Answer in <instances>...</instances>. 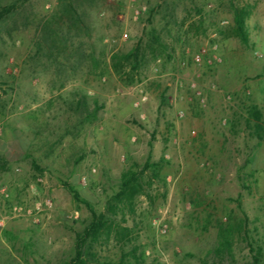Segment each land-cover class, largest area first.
<instances>
[{"label": "rangeland", "instance_id": "374dc122", "mask_svg": "<svg viewBox=\"0 0 264 264\" xmlns=\"http://www.w3.org/2000/svg\"><path fill=\"white\" fill-rule=\"evenodd\" d=\"M57 3L0 0L15 5L0 22V154L8 162L0 190L10 195L0 201V215L16 202L31 208L44 199L50 204L37 225L25 218L6 220L0 228V264L70 259L75 233L90 214L64 184L101 211L120 174L132 162L143 164L149 152L153 161H168L162 171L167 194L162 198L155 184L149 189L154 203L140 196L127 223L135 225L145 264H248L257 252L264 264V0L85 5L90 36L73 41L88 57L76 69L72 59L49 57L41 43V26ZM232 4L252 6L248 46L218 33L231 24ZM151 30L166 48L155 56L146 48L138 70L127 65L121 76L115 74L112 54L129 51L138 40L144 46ZM207 42L219 44L221 62L180 69V61ZM191 82L205 97L204 107ZM218 91L230 94L231 103ZM140 95L147 101L136 104ZM82 97L87 107L75 112ZM249 104L262 111L261 140L246 123ZM161 223L167 224L165 234L158 232ZM222 229L231 249L217 255ZM120 253L113 241L97 247L102 260L117 261Z\"/></svg>", "mask_w": 264, "mask_h": 264}, {"label": "trees", "instance_id": "16d2710c", "mask_svg": "<svg viewBox=\"0 0 264 264\" xmlns=\"http://www.w3.org/2000/svg\"><path fill=\"white\" fill-rule=\"evenodd\" d=\"M98 1L103 0H58L56 10L41 26V43L47 45L49 57L62 55L65 60L72 59V69L82 64L88 55H85L82 45L73 40L81 36H90L89 27L84 20V6H92ZM14 9V4H0V22L13 13ZM251 14L252 6L232 4L231 24L225 30H218V33L225 38H235L242 45L248 46L247 20ZM149 34L150 40L144 46H142V41L138 40L129 51L112 54L110 61L115 74L121 76L127 65L130 66L132 72L138 70L144 63L146 48L153 56L166 48L155 30H151ZM41 43H38L39 52L42 50ZM133 82L131 79L130 83ZM161 98L164 100L163 96ZM85 107H87L85 98L82 97L76 101L74 111L80 112ZM245 110L247 125L253 126L256 137L261 140L262 111L255 104H249ZM94 113L96 109L88 115ZM31 164L36 171L43 172L34 159L31 160ZM167 164L168 161L164 158L153 161L150 152L143 164L132 162L120 174L116 190L106 198L101 211H97L94 204L83 198L74 186L64 184L73 201L82 204L89 211L90 219L80 232L75 233L73 256L62 264H145L144 251H139L140 247L133 236L135 225L129 226L127 223L136 214V202L140 196L146 197L151 205L154 203L149 189L155 184L162 188V198L166 197L167 184L162 171ZM7 170L8 162L0 154V173ZM224 231L222 229L218 234L219 243L215 248L217 255L225 251L230 252L231 249V242L224 235ZM110 241H113L121 252L117 261L102 260L97 255V247ZM248 264H261L259 252Z\"/></svg>", "mask_w": 264, "mask_h": 264}, {"label": "built area", "instance_id": "2783aa9c", "mask_svg": "<svg viewBox=\"0 0 264 264\" xmlns=\"http://www.w3.org/2000/svg\"><path fill=\"white\" fill-rule=\"evenodd\" d=\"M145 9V8H143ZM258 57H261L260 54H257ZM221 62V54L219 44L217 42H207L201 45L195 52H193L188 58H184L180 61V69L187 68L189 65L195 67L205 66L207 68H212L213 66L218 65ZM190 89L194 92L195 98L197 99L199 105L204 107L206 105V99L203 96L202 92L198 90V85L196 82H191L189 84ZM224 97L225 101L231 103L232 96L223 91H218ZM147 101L146 95H140L136 104L145 103ZM183 112L179 111L178 116L182 117ZM227 119H222V124L226 125ZM194 134V131H192ZM134 141V139H132ZM84 180V178H83ZM9 192L6 188L0 190V201H7L9 198ZM50 204L47 199H44L36 207L31 208L24 203V201L12 203L8 208V213L6 216L0 215V228L5 227V222L7 219H20L25 218L30 220L33 224H39L41 220V214L43 211L48 210ZM158 232L160 234H165L167 232V224H159Z\"/></svg>", "mask_w": 264, "mask_h": 264}]
</instances>
